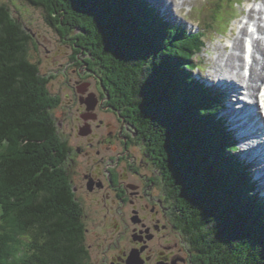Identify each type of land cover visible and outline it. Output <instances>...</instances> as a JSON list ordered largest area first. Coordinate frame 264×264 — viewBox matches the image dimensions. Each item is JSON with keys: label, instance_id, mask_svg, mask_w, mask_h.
I'll return each instance as SVG.
<instances>
[{"label": "trees", "instance_id": "1", "mask_svg": "<svg viewBox=\"0 0 264 264\" xmlns=\"http://www.w3.org/2000/svg\"><path fill=\"white\" fill-rule=\"evenodd\" d=\"M25 1L62 38L75 34L114 106L143 132L174 186L198 263L264 264L256 219L263 224L264 203L217 118L221 97L193 79L196 65L189 68L210 26L172 25L147 0ZM31 39L0 5V264H86L81 208L51 114L58 99L26 58Z\"/></svg>", "mask_w": 264, "mask_h": 264}, {"label": "flooded vegetation", "instance_id": "2", "mask_svg": "<svg viewBox=\"0 0 264 264\" xmlns=\"http://www.w3.org/2000/svg\"><path fill=\"white\" fill-rule=\"evenodd\" d=\"M78 56L77 79L64 104L55 95L51 113L61 110L63 169L81 208L86 264H199L174 186L148 154L143 132L114 106L87 55Z\"/></svg>", "mask_w": 264, "mask_h": 264}, {"label": "rangeland", "instance_id": "3", "mask_svg": "<svg viewBox=\"0 0 264 264\" xmlns=\"http://www.w3.org/2000/svg\"><path fill=\"white\" fill-rule=\"evenodd\" d=\"M162 1L163 5L167 3L168 6V2H165L166 0H161V2ZM233 1H241L242 3L233 4ZM245 1L247 0H216L211 4V0H191V3L187 1L182 6L175 4V6H172V9L169 8L167 11L162 6L161 2L157 3L156 0H147V3L156 12L158 11L163 19L165 18L169 20L168 22L172 25L179 26L185 30L196 32L198 24L204 27L207 24L212 25L205 39L206 46L203 52L189 64V68L197 64L199 69L192 72L193 77L199 82H203L210 88L211 92H214L215 85L217 86V84L211 83L210 80L212 79L211 73L213 71L212 61L216 56L215 48L218 46H224L226 48L231 46L228 42L233 38V30L247 23L248 20L245 17V22L240 21V23H242L241 25L237 23L240 12L244 16V13L254 5L249 4L248 9H246ZM0 5L5 6L12 13L13 18L17 19L22 24L23 29L31 35L32 39L29 41L26 48V58L29 62L38 67L40 76L48 78L47 89L51 95L53 94L52 97L56 98V94L57 96H62L61 101L62 104H64L68 89L67 86L71 87L77 79V74L74 75L73 70L76 69L77 73L79 70V67L76 66L73 60L76 58L77 53L75 52L79 51V58H83V56L87 55V60H92L91 55L84 49L78 50L76 48V42H73L75 34L69 33L65 38L59 36L56 30L46 23L45 13L42 9L30 6L25 0H0ZM257 6L258 4H256V7ZM231 15L233 16L231 17ZM182 65H184L183 62H181L180 67H178L179 72L183 69V67H181ZM92 70L95 72L93 67ZM96 75L98 76L97 73ZM90 83L91 85L96 84L97 79L90 80ZM58 92L60 94H58ZM60 112L61 110H58L59 115L53 114V111L51 113L52 117L54 115L58 118V120H54L58 126L59 133L64 131L59 122V120H61ZM221 117H223L222 109L218 114V118ZM225 120H227V118H225ZM228 133L237 145L236 147H238V152H234V154L242 161L243 155L240 154L238 142L236 143L234 139L236 135L234 136L233 133ZM259 191L260 188L255 187L254 192L258 197ZM258 217L259 216L256 214V219L259 222L260 219ZM262 221L263 219H261L260 225L257 222L259 231H264V222L262 224Z\"/></svg>", "mask_w": 264, "mask_h": 264}, {"label": "bare ground", "instance_id": "4", "mask_svg": "<svg viewBox=\"0 0 264 264\" xmlns=\"http://www.w3.org/2000/svg\"><path fill=\"white\" fill-rule=\"evenodd\" d=\"M191 0H166L168 2L162 6L172 9L175 4L184 5ZM249 4H254L245 13L248 20L246 24L236 27L232 33L231 46L227 48L218 46L215 48L216 56L212 61L211 83L217 84L222 91V111L237 134L238 146L241 154L246 157L254 156L252 159L253 174L256 185L264 192V117L262 111H258L257 97L260 89L264 87V0H249ZM256 4L258 6L256 7ZM253 29L258 38L254 36L252 41V51L246 50L245 40L253 37ZM248 53V54H247ZM245 55L250 56V60ZM252 61L251 64L249 62ZM234 82V84H233ZM235 85V86H234ZM237 88V89H236ZM249 106L239 111L240 101L244 100L243 94ZM230 98V99H229ZM252 104V105H251ZM251 109L255 119H250L245 123L238 117ZM252 124V125H251ZM231 127V126H230ZM257 146L258 154L253 151Z\"/></svg>", "mask_w": 264, "mask_h": 264}, {"label": "water", "instance_id": "5", "mask_svg": "<svg viewBox=\"0 0 264 264\" xmlns=\"http://www.w3.org/2000/svg\"><path fill=\"white\" fill-rule=\"evenodd\" d=\"M91 100H92V99H91ZM89 101H90V100H89ZM94 102H95V101L93 100V103H92V104H94ZM132 262H133V261H132V260H130V263H132ZM132 264H133V263H132Z\"/></svg>", "mask_w": 264, "mask_h": 264}]
</instances>
